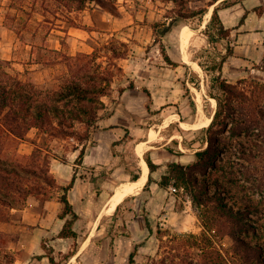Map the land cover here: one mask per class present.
I'll list each match as a JSON object with an SVG mask.
<instances>
[{
	"label": "rangeland",
	"instance_id": "374dc122",
	"mask_svg": "<svg viewBox=\"0 0 264 264\" xmlns=\"http://www.w3.org/2000/svg\"><path fill=\"white\" fill-rule=\"evenodd\" d=\"M105 1L116 8V14L110 13L94 1H89L85 8L93 5L98 6L102 12L103 10L109 12L116 17V28L113 29V35L107 33L98 38L99 44H92L94 49L88 53L79 51V44L75 40V38H81L78 33L82 35L90 33L85 30L88 29L87 26L84 29V24L78 22L85 20L84 17H81L83 9H75L69 0H12L9 14L14 16L13 21L17 30L20 32L24 30L23 36H30L33 32L34 37L38 35L42 43L51 34L59 35L60 33L56 29H63L62 26L69 25V28L64 29L70 30L71 33L60 36L64 38L67 51H77V53L70 57L72 60L69 59L67 62L69 69L67 79L62 83L63 87L74 81L83 85H102L109 82L111 88L108 94L103 95L101 99L112 103L113 101L109 97L113 94V90H115V96L120 98L130 95V98L139 105L136 112L142 113L149 120L146 125L157 123L150 129L149 140L151 141L157 139L165 141L167 135H170L171 129H167L162 137H159V133L155 131L160 127L159 125L163 126L171 122L179 124L180 121H183L173 128L174 134L179 140H185V144L180 146L186 154L182 157L184 164L195 162L194 152L208 145L206 140L202 141L207 135L206 131L201 128L206 127L211 119L210 114H213L218 108L217 100H214L213 96L221 98L223 111L226 110V104L233 100L221 89L222 82L236 85L234 91L237 94L242 93L240 90L244 85L248 90L250 88L248 83L252 81L264 82V44H247L241 47L243 49L238 50L241 68H239L238 61L231 64L224 62L222 69L217 71L213 69L215 60H221L223 56H226L227 60L228 48L234 51L235 45L230 43L232 39L211 41L204 33L205 25L210 20L208 18L209 14H212L213 8L208 14L204 12L199 17H190L186 20L180 19L177 15L180 11L191 12L207 7L209 0H184L183 3L178 4L167 0ZM171 18L174 19V28L167 34L162 35L158 32L157 35L153 24L165 20L170 21ZM203 23L205 24L202 27L204 35L199 32L188 44L182 43L181 34L185 26L192 27L193 29L191 28L190 31L193 34L194 29L198 30ZM78 27L82 29L80 30ZM29 32L30 34H28ZM90 34L96 38L95 33L91 32ZM162 47L172 58L181 59V62L185 60L184 64L187 67L183 64L180 66L182 73L178 78L180 80L188 78L189 83L183 81L185 85H182V88L176 93L172 92L169 86L168 93L162 94L161 97L162 108L154 107L153 109L150 106L151 98L148 96L150 91L141 81L156 74L154 80L158 82L160 77L170 78V76H176L178 72L174 70L173 65L164 60L161 53ZM82 48L90 50L91 44L86 47L82 45ZM95 49L96 54L93 56H84V54L92 53ZM112 50H116L120 56H117ZM199 62L205 66L206 70L198 66ZM0 67L3 70L6 68L3 64ZM193 72L197 73L200 79V88L195 87L190 81L194 76ZM131 73H136L139 83L135 82ZM217 76L219 79H216ZM244 78L247 80L246 83L237 85ZM4 79V76L0 74V81H5ZM26 88L31 92L35 91L34 96L37 101L57 104L63 106L64 110L73 106L75 108L78 104L77 97L74 96L60 101L56 100L62 89L56 91L34 84L27 85ZM170 91L171 93H169ZM198 98L200 100H197ZM152 116L153 119H149ZM66 121L69 122L70 118L68 117ZM74 124L75 132L70 135L82 138L86 131L85 128H87L86 124L77 121ZM65 130L67 129L63 131ZM28 132L29 130L22 138L2 136L3 157L7 159L6 162L9 166L15 164L24 166L34 161L30 155H22L26 148L22 144L23 139L30 138L27 136ZM215 134H217L218 140L214 139L213 142L218 143L224 149L217 160L218 167L214 169L195 165L191 168V174L196 179L195 188L203 191L204 201L201 204L192 203L191 195L184 188H178L173 192L167 188L169 196L175 201V208L179 212L172 217L171 223L168 221L167 224L159 225V227L161 226L160 233L150 241L149 245L148 238L144 236L136 237V241L135 239L133 241L126 222L118 220L116 215L105 219L103 223L108 228L107 232L95 238V243L101 245L103 241L107 246L103 261H106L107 264H264V186H254L255 176L264 182V154L258 159H255L252 154L243 156L234 146L245 144L255 149L253 154L258 152V147L250 143L251 140H258L252 134L232 137L229 131L222 132L221 125L214 127L213 137ZM47 135L51 139L55 137L50 131L47 132ZM144 144L145 142H139L137 145L139 156L144 155V148H148ZM141 145H143L142 153L140 152ZM168 146L170 147V144ZM40 155L37 159L35 158L37 162L35 168L39 174L33 175L32 180L40 179V182H43L46 180L44 176L47 175V163L43 160V154ZM149 156L151 157V151H149ZM142 159L144 157H141V161ZM137 161V159L131 161L136 170L139 168ZM129 166L126 165L128 168ZM141 173L142 169L140 168V175ZM42 184L47 190L51 189L48 183ZM149 189V187L146 189V194L149 193ZM131 193L133 192H129V194ZM129 194L120 197L119 202H122ZM217 196L222 197L229 207L247 208V211L251 213L252 226L246 224L241 226L235 222L236 220L232 216L221 211ZM127 209L133 211L131 213L133 216L137 215V210L145 212L146 206L143 205V201L130 198L119 213ZM10 210L11 208L7 205H0V264H9L11 260V254L6 248L7 238L1 230L2 221L5 216H8ZM240 227H245L247 233L241 231ZM242 240L247 244H244ZM44 245L49 248L46 244ZM135 247H137V251L133 261L130 262L129 255ZM68 254H58L57 257L60 261L69 260Z\"/></svg>",
	"mask_w": 264,
	"mask_h": 264
},
{
	"label": "crops",
	"instance_id": "0c3cea01",
	"mask_svg": "<svg viewBox=\"0 0 264 264\" xmlns=\"http://www.w3.org/2000/svg\"><path fill=\"white\" fill-rule=\"evenodd\" d=\"M11 1L0 0V65L3 64L6 67L5 70L0 67V74L5 78V81L0 82H6V79L11 77L17 78L25 86L34 84L56 91L63 89L62 83L67 79L69 69L67 62L77 53V51H67L64 38L60 36L71 33L70 30L66 31L69 25L62 26L66 29H56L60 34L49 35L43 43L38 35L34 37L33 32L28 33L30 36H23L24 30L21 32L17 30L13 21L14 16L9 14ZM229 1L232 2L230 6L219 9L224 25L231 28L228 39H232L230 43L235 45L233 53L228 56L225 63L231 64L238 61L241 68L238 50L243 49L241 47L247 44H264V0ZM214 5H207L206 14L214 8ZM243 16L245 17L242 22ZM81 17L85 20L78 22L84 24V29L87 26L86 32L95 33L96 38H93L90 33L88 35L78 33L81 38H75V40L79 44V51L91 52L94 49L92 44H99L98 38L103 34H114L116 17L104 10L100 11L98 6L92 5L83 9ZM210 18L211 14L208 19ZM204 25V23L201 24L198 30L194 29L191 39L199 32L203 34ZM186 28L193 29L185 26L181 34L182 43ZM78 29L82 28L78 27ZM249 38L250 40H247ZM89 44L91 49L83 50L82 45L86 47ZM65 54L67 56H64ZM172 59L179 63L173 66L174 70L178 71L176 76L160 77V81L155 82L156 74H154L147 80L141 81L150 91L148 96L151 98L150 106L153 109L154 107L162 108L161 97L162 94L168 93L169 86L172 92L176 93L182 85H185L183 81L189 83L188 78L183 80L178 78L182 73L180 66L187 67L184 64L185 60L181 62V59ZM132 77L135 82H140L136 73L132 74ZM109 98L113 102L103 100L104 107L98 110L95 125L86 126L82 138L68 135L55 136L51 139L47 132L37 127L29 129L27 136L30 138L23 139L22 144L26 148L22 155H31L35 148H40L48 154V173L54 179L55 185L50 186L51 189L47 190V194L30 193L23 204L11 207L8 219L2 221L1 230L5 233L6 248L11 254L9 264H51L49 255L53 256L58 264H107L103 261L107 246L103 241L101 245L95 243L96 237L107 232L108 228L103 223L105 219L116 215L118 220L126 222L133 241L136 237L144 236L148 238L149 245L150 241L159 234L161 229L159 225L167 224L168 221L171 223L172 217L179 212L175 208V201L169 196V190L159 184L162 175L166 172L168 162L184 163L182 157L186 156L185 152L177 155L167 149V145L176 138V135H167L165 141L149 140L150 129L157 123L146 125L149 120L142 113L136 112L138 103L131 99L130 95L126 98L115 96V90ZM107 110L108 112H105ZM149 119H153V116ZM182 122L180 121L179 124ZM169 124L159 125L160 127L155 129L159 137H162ZM176 139L180 148L183 145L182 140ZM139 142H145L144 145L148 148H144V151H151V158L159 164V167L151 172L147 165L149 173L147 175L148 177L151 175L148 194L144 189L147 178L139 187L140 189L137 188L119 202L116 189L122 183L135 181L131 180V173L136 170L131 161L137 159L141 168V157L144 155L139 156L137 153L136 148ZM82 148L85 152L80 162L79 155ZM180 149L183 150L182 147ZM126 165H130L129 170L126 169ZM73 178H75L74 184L66 191V196L74 212L78 214L73 225L77 235L60 237L59 233L66 220L71 218V213H67L64 217L60 215L64 209L61 196L65 192L63 188ZM130 198L143 201V205L146 206L145 212L136 209L137 215L132 216L133 211L127 209L119 213ZM115 200L117 201L116 209L113 212H107ZM146 218L150 228L146 224ZM71 251L74 253L68 256L69 260L60 261L57 257L58 254L63 255Z\"/></svg>",
	"mask_w": 264,
	"mask_h": 264
},
{
	"label": "trees",
	"instance_id": "16d2710c",
	"mask_svg": "<svg viewBox=\"0 0 264 264\" xmlns=\"http://www.w3.org/2000/svg\"><path fill=\"white\" fill-rule=\"evenodd\" d=\"M89 1H94L105 10L109 11L112 14H116V8L109 5L105 0H69L75 7V9H84ZM175 4L183 3L184 0H167ZM214 5L212 10L211 18L209 22L206 23L204 28V33H206L211 41H216L219 39H228L231 34V28H227L219 14V9L222 7L230 6L232 4L229 0H209L207 5ZM207 7H202L191 12L180 11L177 15L180 19L186 20L190 17H199L204 12H206ZM242 17L241 21H244ZM170 21L155 22L153 24V29L157 33L160 32L162 35L167 34L174 28L173 21L171 18ZM117 56H120L116 50H112ZM233 52L232 49L228 48V55ZM161 53L164 57V60L176 66L179 63L174 61L169 55L167 50L162 47ZM96 54V49L89 54H84L85 57H91ZM226 61V56H223L221 60H215L213 64V69L220 71L222 69L223 63ZM199 66L206 70L205 66L199 62ZM194 76L191 77L190 81L194 84L195 87L200 88V79L197 76V73L193 72ZM216 79H219L217 76ZM246 79L240 80L238 84H245ZM236 85L226 84L222 82L221 89L225 91L229 97H232L231 100L226 104V110L223 111L222 100L219 96H213L214 100H217L218 108L212 114H210V122L206 127L201 128L206 131L205 141L208 142V145L203 148L196 150L194 156L196 161L189 164H184L181 161H170L167 163L166 172L162 175L159 184L161 187L168 188L170 185L178 188H184L190 195L192 203H202L204 198L202 197V190H197L195 188L196 179L191 174V168L195 165L197 166H208V168L216 169L217 160L224 152L222 146L218 143H214L213 140H218L217 134L213 137V130L216 125L222 126V132L229 131L230 136L240 137L242 135L250 136L251 134L256 137L258 140H251V145L258 147V152H253V149L250 146L242 144V146L234 145L239 154L243 156H252L255 159L261 158L264 154V82L252 81L248 83L250 87L248 90L247 86L244 85L241 87L240 94L235 93ZM111 88V84L106 82L105 84H94V85H83L79 84L77 81L73 83H68L60 92L56 100L60 101L69 96L77 97L78 104L76 107H70L66 110L63 109V106L57 104H50L47 101H37L35 99V91L26 88L24 84L17 78H7L6 82H0V205H7L8 207H14L16 205L23 204L25 199L30 193H45L47 194V188L43 186L42 183H48L51 187L55 185L54 179L48 173V162L49 155L45 154L42 149L35 148L30 155L31 158H34V161L30 164L21 166L19 164L10 165L7 164L6 158L3 157L4 153V142L2 136H10L22 138L23 135L32 127H37L38 129L49 132L53 136L63 137L73 134L75 130L73 129L77 121L79 123L86 124L87 127L93 126L97 120V112L100 108L104 107V102L101 99L103 95L108 94V91ZM70 118V121H66L67 118ZM58 118V120H56ZM56 121V122H55ZM151 125V124H150ZM179 124L177 122H171L167 129H171L170 135L174 134V127H177ZM64 129H67L63 131ZM52 131V132H51ZM68 131V132H67ZM182 143L185 144V140H182ZM167 149L177 155L184 154V151L178 147V140L176 138L172 139L169 143ZM85 149L82 148L79 161L81 162ZM43 154V160L47 163V175L44 178L46 179L43 182L39 180H32L33 175L39 174L36 167V161L38 156ZM145 162L149 167V171H154L159 167V164L155 163L154 160L149 156V150L144 154ZM38 161V160H37ZM246 166V165H244ZM128 170L129 168L126 167ZM140 177V167L137 168L136 172L131 173V180H137ZM256 180L254 186L263 187L264 182L255 176ZM75 178L65 186L64 193L61 196V200L64 202V209L61 212V217H64L67 213H71V218L67 219L62 230L59 233L60 237H69L76 236L77 232L73 229L74 222L78 218L72 208V205L67 199L66 191L71 188L74 184ZM151 181V175H149L146 186L144 189H148V184ZM36 186V187H35ZM218 206L221 211H225L230 216L236 220L235 222L241 226L243 224L252 226L250 221V215L245 209H234V207H229L227 202L222 200V197L217 196ZM8 216L4 217L3 220H7ZM146 224L150 228V223L148 218H146ZM241 231L247 233L245 227H240ZM160 233V232H159ZM244 242V240H242ZM244 244H247L244 242ZM44 245V244H43ZM45 246V245H44ZM46 247V246H45ZM258 249L260 247H257ZM137 247L130 253L129 261L132 262L134 255L136 254ZM74 251L69 252L68 256L73 254ZM49 255V254H48ZM260 255V254H258ZM51 264H58L53 256L49 255Z\"/></svg>",
	"mask_w": 264,
	"mask_h": 264
},
{
	"label": "bare ground",
	"instance_id": "6f19581e",
	"mask_svg": "<svg viewBox=\"0 0 264 264\" xmlns=\"http://www.w3.org/2000/svg\"><path fill=\"white\" fill-rule=\"evenodd\" d=\"M191 37H192V33H191L190 29L186 28L184 31V34H183V42L188 44L190 42ZM197 100H200V98H198ZM142 149H143V145H141V148H140L141 153H142ZM141 169H142V173L137 180L127 182V183H122L116 189V191L118 192L119 198L122 197L123 195L129 194V192H134L137 188H139L141 185L144 184L145 179L147 178L148 170H147V164H146L145 160H143V159L141 161ZM116 200L114 201V203L112 204V207L107 212H113L116 209V207H117V201Z\"/></svg>",
	"mask_w": 264,
	"mask_h": 264
},
{
	"label": "built area",
	"instance_id": "2783aa9c",
	"mask_svg": "<svg viewBox=\"0 0 264 264\" xmlns=\"http://www.w3.org/2000/svg\"><path fill=\"white\" fill-rule=\"evenodd\" d=\"M169 189L171 190V192H173V191H176V190H177V188H176V187H174V186H172V185H170V186H169Z\"/></svg>",
	"mask_w": 264,
	"mask_h": 264
}]
</instances>
